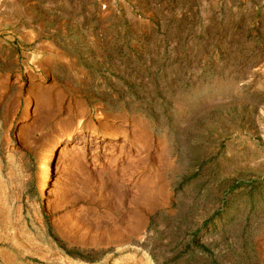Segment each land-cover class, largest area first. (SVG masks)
<instances>
[{
	"label": "rangeland",
	"instance_id": "obj_1",
	"mask_svg": "<svg viewBox=\"0 0 264 264\" xmlns=\"http://www.w3.org/2000/svg\"><path fill=\"white\" fill-rule=\"evenodd\" d=\"M0 264H264V0H0Z\"/></svg>",
	"mask_w": 264,
	"mask_h": 264
},
{
	"label": "bare ground",
	"instance_id": "obj_2",
	"mask_svg": "<svg viewBox=\"0 0 264 264\" xmlns=\"http://www.w3.org/2000/svg\"><path fill=\"white\" fill-rule=\"evenodd\" d=\"M103 133V131H100L99 129L98 130H93L90 134H88V135H84V134H79V135H77V136H75V137H68V141H74V142H77V143H79L80 142V144H82V143H86V141H88V140H94V139H97V138H100V137H102L104 134H102ZM112 138H114V139H118L117 137H115V136H111ZM59 145V143H54L53 144V146L51 147V149H50V152H49V155H48V157H47V160H51L52 158H53V155H54V153H55V151H56V148H57V146ZM46 153V152H45ZM44 153V154H45ZM71 153V152H70ZM72 155V154H71ZM46 156V155H45ZM44 156V157H45ZM153 185V184H152ZM152 185H149L150 187L152 186ZM155 185V184H154ZM149 187V188H150ZM153 188V187H152ZM151 189V188H150ZM41 193V192H40ZM43 194V193H42Z\"/></svg>",
	"mask_w": 264,
	"mask_h": 264
},
{
	"label": "crops",
	"instance_id": "obj_3",
	"mask_svg": "<svg viewBox=\"0 0 264 264\" xmlns=\"http://www.w3.org/2000/svg\"><path fill=\"white\" fill-rule=\"evenodd\" d=\"M68 137H71V134Z\"/></svg>",
	"mask_w": 264,
	"mask_h": 264
}]
</instances>
